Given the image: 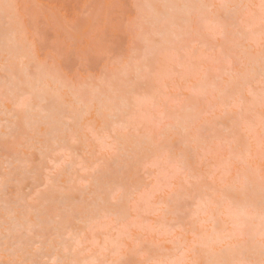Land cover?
Segmentation results:
<instances>
[{"label": "snow or ice", "instance_id": "1", "mask_svg": "<svg viewBox=\"0 0 264 264\" xmlns=\"http://www.w3.org/2000/svg\"><path fill=\"white\" fill-rule=\"evenodd\" d=\"M33 7L0 0V11L16 25L3 48L0 129L25 153L37 141L22 126L38 112L59 115L62 133L48 149L42 191L25 195L6 215L0 264H48L33 224L20 228L17 218L66 191L59 178L74 159L72 145L85 142L77 131L84 127L93 154L98 148L119 158L125 140L141 129L142 151L106 193L73 210L83 228L69 231L63 257L52 264H264V0L133 5L127 50L113 42L104 52L121 69L122 86L107 96L93 86L99 80L111 87L107 66L97 74L89 64L87 81L70 86L66 68L52 57L41 62L30 40ZM145 105L143 119L134 122ZM225 148L227 156L205 170L207 158ZM102 163H80L84 189ZM140 168L150 184H143ZM21 171L40 170L26 157L15 175ZM10 175L6 170L5 192Z\"/></svg>", "mask_w": 264, "mask_h": 264}, {"label": "rangeland", "instance_id": "2", "mask_svg": "<svg viewBox=\"0 0 264 264\" xmlns=\"http://www.w3.org/2000/svg\"><path fill=\"white\" fill-rule=\"evenodd\" d=\"M191 1L192 3L211 2V0ZM13 2L36 6L28 13L32 23L30 40L35 41L41 62L52 57L61 69L66 68L68 70L67 83L70 86L87 81L89 64L97 74L107 66V78L111 81V87L107 82L99 80L93 82V86L99 88L106 96L112 94L113 88L119 89L122 85L119 65H112L104 52L113 42H123L125 51L127 50L130 40L127 25L130 18L129 13L133 10L132 6L182 4V0H13ZM158 11L172 13L181 10L158 9ZM144 12L148 14L150 9L145 8ZM15 27V23L0 11V92L5 87L6 79L3 56L5 37L9 36ZM33 72L35 73V69ZM191 84L199 90L200 86L196 77L192 78ZM49 86L52 89L57 88L55 81H49ZM184 94L188 96L192 93L186 91ZM145 111H148L147 105L136 114L134 122L142 120ZM47 115L50 116L51 121L53 120L51 124L46 123L48 120L43 121V117ZM178 115L183 118L182 114ZM85 123L87 124V121ZM60 124L59 115H49L44 111L38 112L32 120L23 124V134L37 141L36 146L27 153L19 152L11 140L6 141L5 133L0 129V249L3 248L5 239L6 215L22 206L25 195L31 193L35 197L46 183V167L49 166L48 149L55 146L53 141L58 138L59 133H62ZM95 127L100 128V123L96 122ZM77 131L81 140L85 142L72 145L74 159L69 161L71 166L59 178L60 184L65 187L66 191L55 195L49 194L36 205L35 212L21 214L17 218L20 228H24L27 223L33 224L35 232L33 239L35 243L42 246L40 258L46 260L48 264L54 261L52 257L56 259L63 257L62 244L69 240V231L83 228V225L78 224L75 216L72 215L73 210L87 205L101 192L106 193L112 184L128 174L129 165L142 151L143 129H141L140 136L133 134L125 140L124 152L119 158H114L111 153H100L98 148L93 154V141L87 128H80ZM59 138L63 139L62 135ZM6 144L7 147H5ZM138 148L140 149L137 150ZM135 150L139 152L136 153ZM226 156V148L210 155L205 162V170L212 163H219L220 159ZM26 157L33 169L40 170L37 175L27 171H21L19 175H15L18 168L23 169ZM97 160H102L103 163L94 175L89 173L92 183L89 188L84 189L77 180L78 174H82L79 165L82 161H87L90 166L95 167ZM6 170L12 173L7 192L4 186ZM139 173L143 176V184L151 183L150 178L143 175V168L139 169ZM144 218L149 221L156 219L153 216ZM220 226L223 227V222ZM16 227L17 225H12L13 232ZM207 227L211 228V225Z\"/></svg>", "mask_w": 264, "mask_h": 264}, {"label": "bare ground", "instance_id": "3", "mask_svg": "<svg viewBox=\"0 0 264 264\" xmlns=\"http://www.w3.org/2000/svg\"><path fill=\"white\" fill-rule=\"evenodd\" d=\"M185 3H192V1L191 0H182V4H185ZM172 10V9H171ZM182 119V118H181ZM48 120V121H47ZM43 121H47L46 123H48V124H51L52 122H53V120L51 121L50 120V116H45V117H43ZM42 121V122H43ZM43 123H45V122H43ZM45 123V124H46ZM143 144V143H142ZM140 148H138L137 150H139ZM137 150H135L136 151V153H138L139 151H137ZM136 153H135V155H136ZM97 180H98V178H97ZM102 182V181H101ZM98 184H96V186H97ZM101 186V185H100ZM93 195L95 194V193H92ZM52 260H56V258H54V257H52Z\"/></svg>", "mask_w": 264, "mask_h": 264}]
</instances>
